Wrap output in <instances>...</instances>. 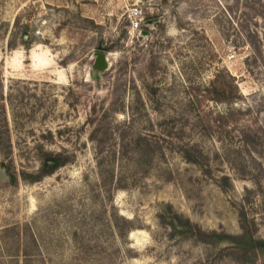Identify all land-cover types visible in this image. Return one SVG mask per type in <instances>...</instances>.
Masks as SVG:
<instances>
[{"label":"rangeland","instance_id":"obj_1","mask_svg":"<svg viewBox=\"0 0 264 264\" xmlns=\"http://www.w3.org/2000/svg\"><path fill=\"white\" fill-rule=\"evenodd\" d=\"M105 133L163 152L105 187ZM48 152L72 161L23 180ZM242 212L264 239V0H0V264H264L166 224L238 236Z\"/></svg>","mask_w":264,"mask_h":264},{"label":"trees","instance_id":"obj_2","mask_svg":"<svg viewBox=\"0 0 264 264\" xmlns=\"http://www.w3.org/2000/svg\"><path fill=\"white\" fill-rule=\"evenodd\" d=\"M107 134L109 133H105V136L98 141L99 144H101V147L97 149V165L100 170L101 179L105 187L116 186L119 189H125L127 188L128 184H114L115 170L117 168L116 159L119 158L117 156L119 151H108L103 149V145L108 140ZM120 140L121 141L118 143V145L122 148L119 158L120 165L117 170L120 167L121 169L127 170L128 168L135 167L139 168V170L143 172V169H140L139 167L143 166V162L140 164L142 158V161L150 164V162H154L155 157L158 156V154H162L163 152L161 146L157 144V149L156 145L153 144V142L149 140L148 136L146 135H136L132 138V140H129L125 134H122ZM242 142L247 144L246 146L250 145V142L252 145L257 144L255 139H252L248 132H244ZM132 145H135V149L131 152L130 147ZM178 150L185 161L201 167L206 175L211 173V167H206V165H204L207 155L198 143H192L189 146L181 145L179 146ZM71 161L72 159L69 156H66L62 153L48 152L43 155L42 165L39 172L29 173L27 171H22L21 177L23 180L29 181L30 183L39 182L44 178L51 176ZM220 178V180L224 182L225 185H232V178L229 175H224ZM165 216L166 215H162V218H166ZM241 220L243 234L238 236L219 234L216 231L207 232L203 230L198 224L192 222L189 218H183L178 213L174 214L172 216V220L167 221L166 224L174 229L175 235L179 234L181 236L195 238L201 242H209L210 240L214 239H217L220 242H229L234 248L242 250L245 254L264 252V239H258L254 237V234L250 231V226L248 225L249 220L247 218L246 212L241 213ZM250 262H254V260L250 259Z\"/></svg>","mask_w":264,"mask_h":264},{"label":"water","instance_id":"obj_3","mask_svg":"<svg viewBox=\"0 0 264 264\" xmlns=\"http://www.w3.org/2000/svg\"><path fill=\"white\" fill-rule=\"evenodd\" d=\"M108 59L105 53H99L95 61V67L97 68H107Z\"/></svg>","mask_w":264,"mask_h":264},{"label":"built area","instance_id":"obj_4","mask_svg":"<svg viewBox=\"0 0 264 264\" xmlns=\"http://www.w3.org/2000/svg\"><path fill=\"white\" fill-rule=\"evenodd\" d=\"M133 25H134L135 27H138V26H139V23H138L137 21H133Z\"/></svg>","mask_w":264,"mask_h":264}]
</instances>
